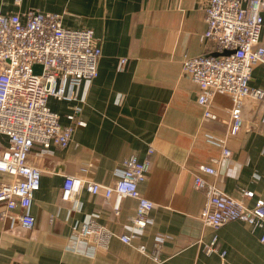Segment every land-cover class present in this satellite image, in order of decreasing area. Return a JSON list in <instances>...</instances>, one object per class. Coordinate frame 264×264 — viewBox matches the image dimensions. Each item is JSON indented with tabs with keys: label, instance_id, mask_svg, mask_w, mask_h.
<instances>
[{
	"label": "crops",
	"instance_id": "0c3cea01",
	"mask_svg": "<svg viewBox=\"0 0 264 264\" xmlns=\"http://www.w3.org/2000/svg\"><path fill=\"white\" fill-rule=\"evenodd\" d=\"M20 1L0 0V15L55 13L65 29H91L102 56L98 77L75 90V100L47 102L62 125L79 107L85 126L75 128L66 149L52 147L40 154L41 148H33L28 162L41 171L30 209L35 225L25 231L0 223V264H156L136 247L144 245L149 252L159 236L164 239L159 264H264L260 229L242 222L226 223L216 232L224 259L202 250L213 230L198 218L206 198L194 189V176L237 200L242 189L264 198V101L244 102L243 127L237 136L227 137L231 155L221 160L220 149L207 143L206 136H226L230 98L215 94L209 110L216 119H204L199 89L181 71L184 56H217L202 37L208 0ZM260 41L264 43V22ZM121 58L126 59L123 66ZM251 76L250 86L264 92V65H256ZM150 148V169L139 191L153 203L151 224L133 245L113 238L108 251L85 255L84 243L76 240L80 225L94 219L115 235L126 234L136 202L123 200L117 215L114 198L106 201L101 193L83 191L74 207L61 200L63 179L79 176L112 185L125 158L143 160ZM212 159L220 161L212 165ZM206 165L216 170L214 176L201 172ZM9 179L0 173V184ZM245 204L251 207L253 201Z\"/></svg>",
	"mask_w": 264,
	"mask_h": 264
},
{
	"label": "built area",
	"instance_id": "2783aa9c",
	"mask_svg": "<svg viewBox=\"0 0 264 264\" xmlns=\"http://www.w3.org/2000/svg\"><path fill=\"white\" fill-rule=\"evenodd\" d=\"M204 11L206 31L202 37L213 44L217 56H184L181 71L199 89L197 104L204 111V119H216L209 110L215 94L223 93L230 98L226 136H206L207 143L220 149L219 159L227 160L231 155L227 137L237 136L243 127L244 102L264 101V92L250 86L253 68L264 65V43L260 41L264 0H208ZM94 39L91 29H65L61 16L55 13L0 15V137L5 140V144L0 140V173L10 178L0 184V223H12L25 231L34 227L30 209L40 189L41 171L28 158L35 146L41 148L40 154H47L52 147L68 148L75 128L85 126L79 119V107H74L67 116L69 124L62 125L60 116L50 110L47 102L49 98L75 100V90L98 77L97 63L102 51ZM125 62V58L119 61L121 66ZM38 65L41 71L34 72ZM152 154L150 148L143 160L135 156L125 158L118 180L112 185L104 186L79 176L63 179L61 200L74 207L79 205L78 195L83 191L89 195L101 193L106 201L114 198L112 210L117 215L123 200L136 202L131 229L126 234L115 235L94 219L80 225L76 240L84 243L85 255L108 251L113 238L124 245H133L151 224L153 203L140 193L139 187L147 179ZM219 159H212V165L218 164ZM201 172L216 174L211 165L202 166ZM193 186L206 198L198 218L203 226L213 230L209 243L202 245L206 256L217 254L224 259L216 232L230 222L260 229V240L264 243V198L255 199L254 192L242 189L241 198L234 199L199 176H194ZM245 200H252V206L248 207ZM163 240L161 236L156 238L149 252L144 245L136 249L141 254L148 253L150 260L159 264Z\"/></svg>",
	"mask_w": 264,
	"mask_h": 264
},
{
	"label": "water",
	"instance_id": "95a60500",
	"mask_svg": "<svg viewBox=\"0 0 264 264\" xmlns=\"http://www.w3.org/2000/svg\"><path fill=\"white\" fill-rule=\"evenodd\" d=\"M222 54L223 55H228L229 53L228 52H223ZM41 69H42V67L38 65V66L34 67V72H40Z\"/></svg>",
	"mask_w": 264,
	"mask_h": 264
}]
</instances>
